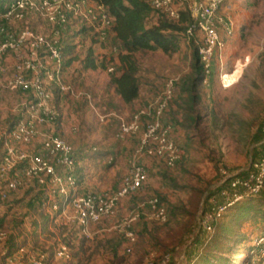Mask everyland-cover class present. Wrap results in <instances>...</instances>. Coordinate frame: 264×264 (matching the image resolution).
I'll return each mask as SVG.
<instances>
[{
  "label": "rangeland",
  "instance_id": "1",
  "mask_svg": "<svg viewBox=\"0 0 264 264\" xmlns=\"http://www.w3.org/2000/svg\"><path fill=\"white\" fill-rule=\"evenodd\" d=\"M224 13L234 21L236 31L221 61L214 59L210 76L199 86L194 124L187 121L180 86L192 75L200 41L197 33L194 38L180 34L171 55L134 53L139 95L125 105L110 84L118 73L121 48L111 36L105 45L97 46L91 33H77L72 25L63 36L69 54L62 82L68 90L53 92L51 105L57 119L38 128L75 150L73 193L113 194L119 189L138 143L136 137L117 141L119 119L129 120L154 105L168 81H173V94L162 120L172 125L180 159L172 168L157 159H143L147 171L143 188L119 201L114 216L92 226L87 237L79 233L68 205L62 206L63 212L51 207L42 210L40 203L49 200L48 188L17 174L16 191L0 198V228L9 234L17 225L19 242L28 250L47 254V264H158L165 255H169L168 264H263L252 243L264 234V188L229 208L210 233L201 229L221 171L228 177L243 176L253 160L264 156V0H229ZM158 17L154 13L153 19ZM21 27L47 35L52 30L35 15L14 30ZM89 54L94 69L86 66ZM235 66L238 79L224 88L220 77L231 74ZM30 100L27 94L8 90L0 73V131L15 123L17 106ZM148 120L149 116L143 123ZM39 147L36 140L27 149L35 152ZM152 199L164 207L165 222L155 220L147 208ZM60 202L55 197L50 206ZM136 211L141 213L139 219L129 224ZM127 231L135 235L132 245L125 239ZM7 243L0 246V256ZM59 245L68 248L69 260L53 258Z\"/></svg>",
  "mask_w": 264,
  "mask_h": 264
},
{
  "label": "built area",
  "instance_id": "2",
  "mask_svg": "<svg viewBox=\"0 0 264 264\" xmlns=\"http://www.w3.org/2000/svg\"><path fill=\"white\" fill-rule=\"evenodd\" d=\"M148 2L151 9L171 21H178L183 12L189 15L191 24L186 35L194 38L197 33L200 36L198 58L204 77L208 78L214 59L221 61L228 41L236 31L234 21L224 13L229 0ZM0 7V73L5 77L8 90L27 94L31 98L30 102L17 106V120L12 127L0 131V198L6 199L8 193L16 191L19 185L17 174L23 175L38 187L48 188L49 200L40 203L42 210L51 207L54 211L63 212L62 206L68 205L79 233L87 237L92 226L114 216L119 201L143 188L147 182L143 159H157L168 168L179 161L181 151L172 138V127L162 120L173 94V81L164 85L154 105L137 111L129 120L119 119L117 141L124 142L129 137L138 139L129 172L122 179L119 189L113 194L75 195V150L62 139L43 133L38 127L57 119L51 105L53 90H68L62 82L63 36L74 25L77 31L86 29L91 33L95 45H105L112 19L98 0H0ZM34 15L51 27L48 35L31 27L14 30L16 25L23 24ZM112 70L109 69L110 72ZM224 75H221L220 81L226 88L229 85ZM147 116L150 120L143 123ZM261 132L264 134V122ZM36 140H40V147L38 151L30 152L27 148ZM220 176L218 191L210 198L209 210L201 222L204 233H210L216 221L229 208L261 192L264 186V156L253 160L243 176L228 177L224 171ZM55 197H60L59 206H50ZM146 206L155 220L166 221V211L156 199L150 200ZM140 215V212H134L128 223L136 222ZM6 238L7 233L0 230V246L4 245ZM125 239L132 245L135 235L127 231ZM252 244L264 264V234L255 238ZM53 258L69 260L68 248L59 245ZM47 259L45 253L17 246L11 250L3 249L0 264H45ZM168 263L169 255H165L158 264Z\"/></svg>",
  "mask_w": 264,
  "mask_h": 264
},
{
  "label": "trees",
  "instance_id": "3",
  "mask_svg": "<svg viewBox=\"0 0 264 264\" xmlns=\"http://www.w3.org/2000/svg\"><path fill=\"white\" fill-rule=\"evenodd\" d=\"M148 1L149 0H98V3L106 8L112 19V27L109 36L114 38L115 42L121 48L118 73L111 77L110 84L114 88V93L125 105L133 103L139 95L138 69L133 57L134 53L140 51H159L164 55H171L178 48L180 34L186 33L191 24V19L186 12L181 14L178 21H171L162 13L151 9ZM154 13H159L161 17L153 19ZM77 33H87V31L83 29L77 31ZM61 45L64 56L63 64L64 66H68L65 57L69 53H67L68 49L63 44V39ZM197 54L198 52L196 49V55ZM90 57L91 55L89 54L86 66L94 69L95 67ZM204 80L205 77L202 66L197 55L193 64L192 75L184 80L180 86L181 94L185 96L182 103L186 106L189 113L187 121L190 124H194L198 118V116H194L196 114V106L200 101L198 89ZM54 91L55 90H53V92ZM12 125L13 124L10 125V128ZM226 212L216 223L222 219ZM13 225L14 224H12V226ZM2 226L3 222L0 221V227ZM215 227H217V225H215ZM0 230L5 231L1 228ZM19 230L20 229L16 225L13 226V230L9 231V234L5 231L7 233L6 241H8V243L3 249L11 250L17 246H24L21 241L19 242L21 236ZM48 262L49 257L45 264Z\"/></svg>",
  "mask_w": 264,
  "mask_h": 264
},
{
  "label": "bare ground",
  "instance_id": "4",
  "mask_svg": "<svg viewBox=\"0 0 264 264\" xmlns=\"http://www.w3.org/2000/svg\"><path fill=\"white\" fill-rule=\"evenodd\" d=\"M238 76H239V70H236V66H235V69L231 74H226L223 77L225 80H227L228 85H229L228 87H230L236 82V80L238 79Z\"/></svg>",
  "mask_w": 264,
  "mask_h": 264
},
{
  "label": "crops",
  "instance_id": "5",
  "mask_svg": "<svg viewBox=\"0 0 264 264\" xmlns=\"http://www.w3.org/2000/svg\"><path fill=\"white\" fill-rule=\"evenodd\" d=\"M47 127H43V129L45 130Z\"/></svg>",
  "mask_w": 264,
  "mask_h": 264
}]
</instances>
